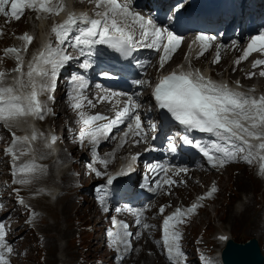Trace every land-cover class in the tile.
Masks as SVG:
<instances>
[{
  "label": "snow or ice",
  "instance_id": "snow-or-ice-1",
  "mask_svg": "<svg viewBox=\"0 0 264 264\" xmlns=\"http://www.w3.org/2000/svg\"><path fill=\"white\" fill-rule=\"evenodd\" d=\"M10 3V12L5 10V6ZM50 0H0V14L11 16L19 20L24 14L26 8L33 9L37 12H47L59 14L63 9H53L49 7ZM96 7H104V11L95 12L97 18H91L87 14L76 16L69 14L68 18L63 23L52 28V32L57 37V41L63 44L74 26L78 23L85 25L79 28V35L75 38V47L79 48L83 53V46H91L94 44H107L125 55L129 54L136 46H145L150 48H158L164 39V32L167 33V44L163 45V55L160 57L159 68L163 69L166 62L170 59V54L181 43L178 36L173 35L171 31L161 30L154 24L152 19H147L137 12L132 11L127 4H121L118 0H95ZM139 29V39H137L136 29ZM19 39L25 41L24 51L27 50V45L34 39L33 36L25 33ZM204 35H198L197 40L204 41ZM207 39H211L210 37ZM257 42L260 43V48H256ZM254 50L264 52V35L254 37L252 43L248 45V49L244 52L241 59L247 56ZM14 54L17 61L16 68L13 72L16 73L12 78L11 83H7L8 73L0 71V123L11 130L13 126H19L21 123H27L28 117L43 119L46 109L43 102L39 100V96L55 89L56 69L63 66L64 63L73 59L70 54H67L63 49H52L51 44L45 46L33 60L29 62L27 71H24L23 57L21 49L9 48L5 50V54ZM219 57H217V61ZM239 63V61H237ZM264 64V60L256 61L254 67ZM84 68L90 67L87 62L81 65ZM255 73H249L248 78H252ZM264 77V71L260 73ZM134 83L143 85L145 81L137 80ZM239 86V82H237ZM83 85L81 84V88ZM255 89H249L248 93L234 91L226 84H218L209 78L203 76L197 69L195 71H173L168 75H164L155 85L153 95L161 109H166L171 116L190 129H196L201 132H206L217 136L220 140L235 143L240 141L247 146L248 155L243 159L246 162H251L253 150L264 152V94L256 97L251 95ZM113 95H122L116 94ZM52 99V97H49ZM106 97H101L103 100ZM91 103V101H89ZM82 105L76 103L74 108H80ZM138 105L128 97L125 106L117 111L114 119L102 126H97L94 131L89 133L91 142L97 140L96 133L102 131L110 132L111 129L125 120L130 122L127 125L129 131L124 133L127 137L133 129L134 121L136 136H141L143 132L142 122L139 114H135V109ZM107 119L104 116L97 115L83 119L85 125L94 124L97 120ZM31 129L30 135L16 136L12 133V144L5 149L6 153L11 155L13 161L19 160L20 156L28 155L33 150L32 143L39 138L45 141V147L51 148L58 137L54 134L49 137H43V134L29 126ZM155 127L154 125L152 126ZM84 133L81 134L83 139ZM259 141L258 144H252L250 141ZM139 143V141H135ZM193 143L192 141H188ZM201 153L207 158V161L212 167H223L226 163L232 162L237 158L238 152L222 146L219 143H212L210 146L195 145ZM174 150V146H173ZM240 152L245 151L243 147L239 148ZM135 159V157H133ZM264 160V155L260 156ZM106 163V161H105ZM45 170L36 164L35 159L25 162L22 165L13 164V176L17 177L23 173L18 182L21 184L30 183L32 179L43 174ZM179 171L186 172V169L181 168ZM261 174H264V164L260 167ZM121 175L126 174L124 172ZM100 175V173H97ZM115 177H109L107 183L111 184ZM164 183L173 184L175 181L166 180ZM159 187V185H158ZM216 189L213 187L208 192L210 197ZM203 199V197L201 198ZM23 203V201H20ZM197 204H193L188 209L182 211L177 209L172 215L168 216L163 221V242L167 249L170 259L175 260L183 254L180 251L179 239L180 234L175 231V224L183 222V217L196 210ZM163 212V209H161ZM137 223H140L137 220ZM127 228V225H124ZM145 228L150 227L145 224ZM170 229H173L170 231ZM131 235L125 232V237ZM4 225L0 224V249L6 248L8 253L12 252L10 247L4 243ZM224 240L226 237H219ZM125 250H129L130 242L124 240ZM175 252V257H173ZM123 258V257H122ZM0 264H8L4 254L0 251Z\"/></svg>",
  "mask_w": 264,
  "mask_h": 264
},
{
  "label": "rangeland",
  "instance_id": "rangeland-1",
  "mask_svg": "<svg viewBox=\"0 0 264 264\" xmlns=\"http://www.w3.org/2000/svg\"><path fill=\"white\" fill-rule=\"evenodd\" d=\"M31 18L32 17L27 16L18 24H13V26H15L13 33L8 30V34L2 39V44L7 45L11 43L15 38V31L20 32L32 26L37 28L39 23L31 25ZM54 48V44L52 43V49L54 50ZM2 56L3 55L0 54V71L4 68H9L12 72L17 66V61L15 60L14 55L11 57V60L3 58ZM27 56L29 57V55ZM12 60L14 62H12ZM233 61V58L226 59L224 65L220 66L217 70L211 68L212 73L221 78L236 79L241 77L242 73H239L241 71L235 69L234 66H232L233 68L230 67L228 70V65ZM243 80L244 79H242V82ZM257 83L264 85V79L259 80L256 84ZM45 102L46 105H48L46 100ZM2 131L3 132L0 130V139L4 138V135L9 129L5 127ZM3 133L5 134L2 135ZM84 148H82V150H89V147ZM94 150H96L95 145L92 144V151ZM80 156L82 157L81 154H78L77 158L79 157L81 159ZM45 162L43 169L48 166L50 160ZM102 163L101 160H96L93 164V168L95 167L96 169H94H98L99 171ZM16 164H18V160ZM73 165V159H69L65 163L55 165L54 169L52 168L51 171L44 176L41 174L38 175L37 178L32 179L33 181L29 185L27 183L25 185V192H28L33 202L28 204L25 210L22 209L18 212L17 209H14V212L10 211L13 213L10 215V212L8 211L9 204H6L5 208L2 210V219L6 220L8 217H11L12 220H9L10 222H13L14 218L33 222L35 220L32 219L31 211L34 209L41 211L33 228H31L29 223L19 221L16 224V230H11L13 240L12 246H14L12 247L13 254L10 253V257H13V264H49L50 262L54 264H125V262L126 264H154L155 262L156 264H160L156 258V255L159 258V254L155 253L156 255L152 256L151 252L153 251V247L151 246H149L150 248L148 246L144 248V254L147 257L146 263L143 261L144 256L141 258L138 257L136 263H131L128 259L117 263V258L111 256V249L105 245L106 243L104 239L107 236L106 229L101 225L102 214L98 206L99 203L91 196V193H89V186L91 183L88 184V180L83 182L84 185L87 186L82 191L86 200L81 199V186L79 179L82 177V173L76 170L77 167L72 171ZM245 167V164H239L229 168V171H231L230 175L227 172H224L220 192L218 193V196L216 195L214 202L211 201L212 203L209 205L200 207L198 213L186 218L184 223L178 225L182 237L181 241H183L185 246H193L195 248L201 264H207L205 258L207 252L216 255V252L220 249L222 251L224 248L225 245L217 239L218 233H226L229 237L238 242H246L251 238H258L259 236L258 232H256L252 226V218L256 213L263 211L264 181H261L260 178L255 175L256 170L253 172L250 168L249 172L253 175L252 178L249 179L250 185L247 183L246 188H244L243 182L238 173L244 171ZM0 172H3L1 177L3 181L11 182L13 185H16V187L22 185L21 183L14 182L20 177L11 178L7 175L8 168L6 165H1ZM64 175L67 176L63 179V183L58 184L57 181H61ZM219 175L220 174H211L209 177H206V181L212 182L213 179L218 180ZM103 176L98 177L97 181H101ZM218 182H220V180H218ZM204 184L205 182L202 179L199 180L197 183V190L202 191ZM44 185H48L52 189L57 188L56 193H59L58 197L51 200V196L40 194L42 192L40 188H43ZM95 186L96 185L94 184V187ZM4 188L5 186H3V190ZM7 190L12 193L11 190ZM12 194L14 195L15 200V194ZM49 194H51V192ZM182 195L183 200L189 202L188 198H193L195 194L192 191L189 193L184 191ZM247 197L249 203L247 202L244 205L242 208L243 210L241 209L242 211L239 210L236 213H232V208L234 207L237 210V208L240 207L241 201L247 199ZM177 199L180 198L178 197ZM95 201L96 203L94 204ZM15 203L19 205L17 200ZM3 211L6 212L4 213ZM246 216H249L250 219L245 223L243 220ZM260 222L262 223V221ZM255 224L256 221L254 220V226ZM19 229H21V231ZM62 232L64 233L62 234ZM50 237H52V239ZM53 240L54 242H52ZM151 240L158 243L157 237H154ZM259 240L264 253V234L263 236H259ZM65 249H67V252ZM108 249H110V252ZM4 252L5 255H7V251ZM16 257L18 258L16 259ZM55 257L56 261H54ZM186 257L194 258V262L190 261L189 264L197 262V256L193 249L188 250ZM215 263L221 264L219 260H215Z\"/></svg>",
  "mask_w": 264,
  "mask_h": 264
},
{
  "label": "bare ground",
  "instance_id": "bare-ground-1",
  "mask_svg": "<svg viewBox=\"0 0 264 264\" xmlns=\"http://www.w3.org/2000/svg\"><path fill=\"white\" fill-rule=\"evenodd\" d=\"M67 14H68V11H66V12H64L61 16H60V18H59V21L57 20L56 21V25H59V24H61V23H63V21H65L66 19H67ZM71 14H75L76 16H77V14L76 13H71ZM27 17V16H26ZM20 21H18V22H16V23H14V24H18ZM48 24H49V21H47L46 19H43V20H41L40 22H39V24H38V27L36 28V27H34V26H32V27H29L27 30H29L30 32H32V33H34V34H36V39L34 40V43L35 42H39V40H42V35H44V33H46V34H48V31L49 32H51L52 31V28H48ZM32 25H34V24H32ZM55 25V26H56ZM53 35H54V33L52 32V34H51V39H52V37H53ZM44 42V41H43ZM55 44H56V47H61V46H65V43H66V40L64 41V43L63 44H60V43H58V42H55V41H53ZM46 46V44H44L43 43V45H42V48L43 47H45ZM34 56H37L36 54H34L33 56H32V58L30 59V60H25L24 61V64H25V66H24V69L25 70H27V66H28V64H29V61L31 62L32 60H33V57ZM193 63H195V64H198V63H200V62H198V61H193ZM233 68V67H232ZM8 70H10L9 68H8ZM204 70H206V71H208L209 73H212V71L210 70V68H206V67H204ZM216 70H217V68H216ZM231 71V70H230ZM6 73H8V72H6ZM233 73V72H232ZM239 73H241V72H239ZM219 74V73H218ZM222 74H223V72H222ZM8 76V75H7ZM218 78H220V77H218ZM261 79H264V77H260V80ZM55 89H54V91H52L53 92V94L56 96V100L54 101V105H55V107H56V114H55V116H50L49 114H48V112L47 111H45L44 112V118L43 119H36V123H38L39 125L41 124V126H39L38 128L36 127L35 129L37 130V132L38 133H41V134H43L44 133V124H45V122L46 121H49V123H50V125L52 126V128L53 129H55V128H58V123L59 122H63V121H65V119H66V116H65V113H64V109H61V101L63 100V102L64 103H66V101H70L69 100V98H67L66 97V85H65V83H61V81H60V77H58V76H56L55 77ZM259 84H261V83H259ZM263 85V84H262ZM63 95H64V98H63ZM42 98H44V100H45V94H41L40 95ZM66 100V101H65ZM63 107H65V106H63ZM68 111H70V110H68ZM153 114H154V116L155 117H158V112L157 111H153ZM44 124H43V123ZM30 117H28L27 118V123H23V126H21V125H19V126H13V128H12V130H9V131H5L6 132V134H7V138H11L12 137V133H13V131H15L16 133H19V134H22V133H28L29 135L31 134V129H30ZM84 126V124H82L81 125V127H83ZM67 128H70V125L67 123ZM1 132H3V131H1ZM5 133H3L2 135H4ZM43 137H44V135H43ZM7 144V147L6 148H8L9 146H10V144L9 143H6ZM92 144H94V143H92L91 141H89V142H87L86 140H79L78 138H77V136L76 135H72L70 138H69V142H66V143H64V145H63V152L64 153H66L68 156H70V157H72V158H75V161H74V165H73V168H72V171L73 170H75L76 169V167H77V171H80L81 173H82V177L79 179V182H80V186H81V194H80V198L81 199H83V200H86V198H85V196H84V194H83V189L85 188V187H87L86 185H84V183L83 182H86L87 180H88V184L89 183H91L90 184V186H89V193H91V196L93 197V198H95V200H97V198H96V193H94V189H95V187H94V184L95 185H97L99 182L97 181V178L98 177H100V176H103L105 173H106V171L113 165V163H102L101 164V166H100V168H99V171H98V169L97 170H95L94 168H93V164H94V162L96 161H94V160H92V156L95 154V152H99V154L100 155H103V148L102 147H99L98 148V150H94V151H92ZM229 145H235V144H229ZM33 146H34V148H35V151L39 154V156H40V162L38 163V165L39 166H41L42 168L44 167V163H46L45 161H48V160H50V163L48 162V166H51L52 165V162H53V159H52V156L51 155H49V151L46 149V147H45V141H44V139L43 138H39V139H37L36 141H34L33 142ZM84 147H89V150H82V148H84ZM85 149V148H84ZM96 149V148H95ZM32 154V152H30V154H28V155H31ZM78 154H81L82 155V157H81V159L78 157L77 158V156H78ZM25 156H27V155H23V156H20V159L18 160V164H16V165H22L23 164V157H25ZM31 160H33V157L32 158H30V159H28V161H31ZM82 161V162H81ZM17 162V161H16ZM88 163V164H87ZM241 165H243L244 164V162L243 163H240ZM47 165V164H46ZM235 165H239V164H234L233 162H229V163H227L224 167H217V168H215L216 170H218L219 172H221V173H219L220 175H219V180H220V182H219V188H221V184H222V178H223V174H222V172H227L229 175H230V173H231V171H229V168L230 167H232V166H235ZM47 166V167H48ZM221 168V169H220ZM249 169H250V167L249 166H247L246 165V167H245V170L244 171H241V172H239L238 174H239V176H240V179H241V181L243 182V187L244 188H246V184L247 183H249V185H250V181H249V179L250 178H252V175H251V173L249 172ZM97 173H100V175H97ZM248 173V174H247ZM68 175V174H67ZM67 175H64L63 176V178L62 177H60V178H62V180L61 181H57L58 182V184H60V183H63V179L67 176ZM71 179V178H70ZM103 179V178H102ZM239 179V178H238ZM260 180L261 181H264V176H262L261 178H260ZM78 182V181H77ZM3 186H5V188H4V190H5V192H6V200H7V202H8V204L10 205V206H13L14 205V195L12 194V193H10V192H8V190L6 189V186H7V183L6 182H4L3 183ZM79 190V189H78ZM105 190V188H104V186H102V185H98V188H97V191L98 192H103ZM53 194H57L56 192H57V188H55V189H53ZM219 192H220V189H219ZM10 194H12V195H10ZM52 194V195H53ZM48 195V194H47ZM58 197V195H56L55 197H50V199L52 200V199H54V198H57ZM209 199H211V198H208V200ZM98 201V200H97ZM248 202V197H247V199H245V200H243V201H241V203H240V207L239 208H237V210L233 207L232 208V213H236L237 211H239V210H241L243 207H244V205L246 204ZM251 202V201H250ZM96 203V201L94 202V204ZM99 203V202H98ZM105 202H103V203H99L98 204V206H99V208L101 209L102 208V211H103V204H104ZM249 203V202H248ZM13 209H17V207L16 206H13L12 207ZM245 209V208H244ZM243 210V209H242ZM241 210V211H242ZM249 210V209H248ZM101 211V210H100ZM259 211V210H258ZM4 212V211H3ZM6 212V211H5ZM4 212V213H5ZM103 213L104 214H108V213H106V212H104L103 211ZM231 213V214H232ZM247 213V212H246ZM3 214V213H2ZM101 214H102V212H101ZM239 214V213H238ZM258 214H260V215H258ZM71 216V215H70ZM249 219H250V217L249 216H246L245 218H244V220H243V222H248L249 221ZM253 220H252V226H253V228H254V230L256 231V232H258V234H259V236H263V234H264V215H263V212L262 211H260V212H258V213H256L255 215H254V217L252 218ZM254 220L256 221V224H255V226H254ZM262 221V223L260 222V221ZM14 224V223H13ZM13 224H9V226H7L8 228H7V231H6V233H5V236H4V238L7 240V241H10V239L12 238V236H11V230H16V227H17V223H15L14 224V226H13ZM58 224V223H57ZM101 225L106 229V234H108V232H109V229H110V227H109V224H108V222H107V220L105 219V217H104V215L102 214V221H101ZM55 226V225H54ZM251 226V225H250ZM27 228V227H26ZM20 231H21V229H19ZM50 230V229H49ZM59 230V229H58ZM62 230V229H61ZM113 230H111L110 232H109V235L113 238V239H116L117 240V242H118V244L119 245H121L122 246V248H123V254L120 256V258L118 259V262L117 263H119V261H122V260H125L126 261V259H128L129 261H131V263H136V260H137V258L138 257H142V256H144V258H143V261L146 263L147 262V260H146V256H145V254H144V251H143V249H141V248H135V247H132L131 249H129V250H125V244L123 243V241L127 238V237H129V236H127V237H125V230L124 229H120V228H118V230H116L115 232H112ZM64 232H62V234H63ZM137 233H138V231H137V229H133L132 230V237L134 238V237H136V235H137ZM17 236V235H16ZM259 236H258V241L260 242V240H259ZM17 238H19V237H17ZM47 238V237H46ZM51 239H52V237H50ZM24 239V238H23ZM41 239H42V237H41ZM109 239H110V237H109ZM47 240V239H46ZM49 240V239H48ZM55 240V239H54ZM54 240L52 241V242H54ZM17 241V240H16ZM104 241H105V245H106V247L108 246L110 249H111V256L112 257H115V258H117L118 257V255L116 254V252H115V249H114V247L112 246V244L108 241V237L106 236L105 237V239H104ZM56 243V242H55ZM113 243H114V240H113ZM221 243L223 244V245H225V242L222 240L221 241ZM261 243V242H260ZM17 244V243H16ZM7 247H10L9 245H8V243H6L5 244ZM49 245H50V243H49ZM53 245V244H52ZM14 246V245H13ZM12 246V247H13ZM147 246V245H146ZM12 247H10L11 249H12ZM18 247H19V245H18ZM44 247V246H43ZM149 247V246H148ZM152 247V246H151ZM53 248V247H52ZM150 248V247H149ZM49 249V248H48ZM50 249H51V247H50ZM49 249V250H50ZM68 249V248H67ZM67 249H65L66 250V252H67ZM48 250V251H49ZM152 250V249H151ZM1 251L3 252V254H4V257L6 256L5 255V252L4 251H7L6 250V248H4V249H1ZM47 251V252H48ZM54 251H55V248H54ZM66 252H64V253H66ZM135 252H139L138 253V255L136 256V254H135ZM12 253V252H11ZM52 253V252H51ZM50 253V254H51ZM53 253H55V252H53ZM155 253H157V254H159V258H158V256L155 254ZM13 254V253H12ZM46 254V253H45ZM49 254V255H50ZM144 254V255H143ZM151 254H152V256H154V255H156V258L158 259V261L160 262V264H174L172 261H170V260H166V259H164L163 258V254H162V252L159 250V248H157V247H155V248H153V251L151 252ZM16 255V254H15ZM47 255V254H46ZM52 256H54V255H52ZM66 256H67V254H66ZM149 256H151V255H149ZM123 257V258H122ZM216 260H219L220 261V263L222 264V262H221V249L218 251V252H216ZM140 258H139V261H140ZM153 258V257H152ZM186 263H190V261H192V262H194V258H190V257H183L182 258ZM51 260V259H50ZM128 260H127V262H128ZM54 261H56V257H55V260ZM117 261V260H116ZM50 262V261H49ZM124 262V261H123ZM51 263V262H50ZM49 263V264H50ZM122 263V262H121ZM8 264H13V257H10L9 259H8ZM51 264H54V263H51ZM125 264H126V262H125ZM128 264V263H127ZM147 264V263H146ZM154 264H156V262L154 263Z\"/></svg>",
  "mask_w": 264,
  "mask_h": 264
},
{
  "label": "water",
  "instance_id": "water-1",
  "mask_svg": "<svg viewBox=\"0 0 264 264\" xmlns=\"http://www.w3.org/2000/svg\"><path fill=\"white\" fill-rule=\"evenodd\" d=\"M224 264H264L262 247L256 238L238 242L229 238L221 252Z\"/></svg>",
  "mask_w": 264,
  "mask_h": 264
}]
</instances>
